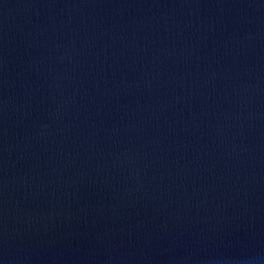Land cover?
<instances>
[{
    "label": "water",
    "instance_id": "1",
    "mask_svg": "<svg viewBox=\"0 0 264 264\" xmlns=\"http://www.w3.org/2000/svg\"><path fill=\"white\" fill-rule=\"evenodd\" d=\"M0 264H264V0H0Z\"/></svg>",
    "mask_w": 264,
    "mask_h": 264
}]
</instances>
